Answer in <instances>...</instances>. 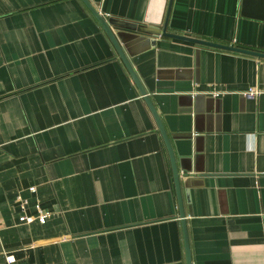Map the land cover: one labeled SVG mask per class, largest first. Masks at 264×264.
Here are the masks:
<instances>
[{"label": "crops", "instance_id": "crops-1", "mask_svg": "<svg viewBox=\"0 0 264 264\" xmlns=\"http://www.w3.org/2000/svg\"><path fill=\"white\" fill-rule=\"evenodd\" d=\"M88 1L142 24L170 0ZM241 9L173 0L167 31L264 53ZM111 29L173 147L191 263L264 264V59ZM182 222L155 116L84 2L0 0V264H187Z\"/></svg>", "mask_w": 264, "mask_h": 264}, {"label": "water", "instance_id": "water-1", "mask_svg": "<svg viewBox=\"0 0 264 264\" xmlns=\"http://www.w3.org/2000/svg\"><path fill=\"white\" fill-rule=\"evenodd\" d=\"M84 4L87 6V8L91 11V13L96 17V19L100 22V24L103 26L107 34L109 35L110 39L112 40L113 44L115 45L120 57L122 58L123 62L125 63L126 67L128 68L130 74L132 75L134 81L136 82L137 86L140 89L141 94L145 97L146 102L148 103L152 113L155 116V119L157 121V124L159 126V129L161 131V134L163 135V138L165 140L167 149L170 154L172 166H173V171H174V176H175V183H176V189H177V195H178V200H179V207H180V215L183 223V230H184V237H185V246H186V254H187V264H192L191 263V253H190V245H189V236H188V231H187V225L185 221V210H184V205H183V197H182V192H181V186H180V178H179V172L177 169V164H176V158L175 154L173 151V147L171 145V142L169 140V137L163 127V124L160 120V117L153 106L150 98L147 96L146 91L144 90L143 86L141 85L136 73L134 72L129 60L125 56L121 46L119 45V42L117 41L114 33L112 32L111 27L115 28H120L124 30H130V31H135L141 34H146L149 36L153 37H169V38H174V39H179V40H184V41H189L193 42L199 45H204V46H209L217 49H223L231 52H236V53H241V54H246L250 56L257 57L259 59H264V53H259L255 52L252 50H247L243 48H236L234 46H228L224 44H219V43H214V42H207L203 40H197L193 38H188V37H183L175 34H171L167 31L168 29V23H169V17L171 13V7L173 0L169 1L168 5V10L166 14L165 21L163 20L161 22H153V20H147L145 19L142 24H136V23H131V22H126V21H121L117 19H109L108 21L103 18V16L97 11V9L90 4L88 0H82ZM241 15L243 17L247 18H254L258 20L264 21V0H242V9H241Z\"/></svg>", "mask_w": 264, "mask_h": 264}, {"label": "built area", "instance_id": "built-area-1", "mask_svg": "<svg viewBox=\"0 0 264 264\" xmlns=\"http://www.w3.org/2000/svg\"><path fill=\"white\" fill-rule=\"evenodd\" d=\"M259 94H260V90H258L256 88H252L246 93V96L254 98V97L258 96ZM32 190L34 191V188ZM46 218H47L46 215H42L41 216V222L45 223L46 222ZM30 220L31 219L27 218L26 216L21 218V221H28L29 222ZM6 260H7L8 264H15V258L12 255H7L6 256Z\"/></svg>", "mask_w": 264, "mask_h": 264}]
</instances>
